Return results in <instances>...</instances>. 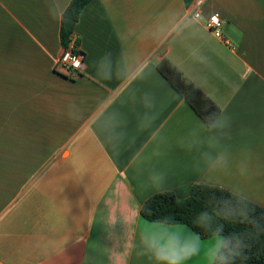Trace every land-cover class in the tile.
<instances>
[{
  "label": "crops",
  "instance_id": "1",
  "mask_svg": "<svg viewBox=\"0 0 264 264\" xmlns=\"http://www.w3.org/2000/svg\"><path fill=\"white\" fill-rule=\"evenodd\" d=\"M70 2L0 0V264H214L221 235L141 208L199 183L264 207V0H93L77 79L55 68ZM163 60L219 108L212 125Z\"/></svg>",
  "mask_w": 264,
  "mask_h": 264
},
{
  "label": "trees",
  "instance_id": "2",
  "mask_svg": "<svg viewBox=\"0 0 264 264\" xmlns=\"http://www.w3.org/2000/svg\"><path fill=\"white\" fill-rule=\"evenodd\" d=\"M92 1L71 0L60 32L63 48L68 47L76 23ZM64 18L74 20L75 25L67 30ZM158 69L195 112L212 125L220 114L212 100L168 60L160 62ZM141 214L152 222L187 225L203 239L221 235L223 243L214 264H264V207L230 190L199 183L192 186L190 196L184 199L172 191L160 192L143 203Z\"/></svg>",
  "mask_w": 264,
  "mask_h": 264
},
{
  "label": "built area",
  "instance_id": "3",
  "mask_svg": "<svg viewBox=\"0 0 264 264\" xmlns=\"http://www.w3.org/2000/svg\"><path fill=\"white\" fill-rule=\"evenodd\" d=\"M207 0H196L195 7L200 8ZM196 18L201 16L200 12L194 14ZM224 21L220 15L215 13L208 19L207 27L217 37H222V26ZM78 37L76 34L73 35L67 48H63L62 53L57 58L55 68L63 75L70 79H77L81 76L85 69V54L81 50L80 46L77 45Z\"/></svg>",
  "mask_w": 264,
  "mask_h": 264
},
{
  "label": "water",
  "instance_id": "4",
  "mask_svg": "<svg viewBox=\"0 0 264 264\" xmlns=\"http://www.w3.org/2000/svg\"><path fill=\"white\" fill-rule=\"evenodd\" d=\"M75 25V21L70 18H64V27L69 30Z\"/></svg>",
  "mask_w": 264,
  "mask_h": 264
},
{
  "label": "clouds",
  "instance_id": "5",
  "mask_svg": "<svg viewBox=\"0 0 264 264\" xmlns=\"http://www.w3.org/2000/svg\"><path fill=\"white\" fill-rule=\"evenodd\" d=\"M172 264H175V262L173 261Z\"/></svg>",
  "mask_w": 264,
  "mask_h": 264
}]
</instances>
